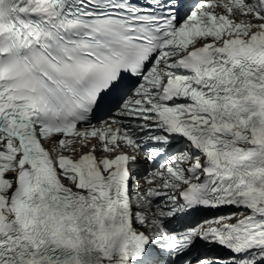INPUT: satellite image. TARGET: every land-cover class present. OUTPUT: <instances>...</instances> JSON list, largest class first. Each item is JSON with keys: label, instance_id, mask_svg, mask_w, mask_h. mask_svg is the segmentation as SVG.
Wrapping results in <instances>:
<instances>
[{"label": "snow or ice", "instance_id": "obj_1", "mask_svg": "<svg viewBox=\"0 0 264 264\" xmlns=\"http://www.w3.org/2000/svg\"><path fill=\"white\" fill-rule=\"evenodd\" d=\"M0 264H264V0H0Z\"/></svg>", "mask_w": 264, "mask_h": 264}]
</instances>
